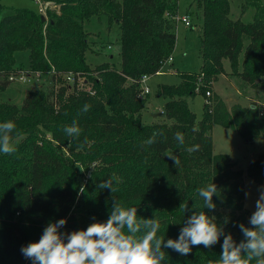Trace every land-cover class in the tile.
<instances>
[{"label": "trees", "instance_id": "16d2710c", "mask_svg": "<svg viewBox=\"0 0 264 264\" xmlns=\"http://www.w3.org/2000/svg\"><path fill=\"white\" fill-rule=\"evenodd\" d=\"M53 1L57 7L46 9L44 20L40 11L29 8L2 15L5 7L0 4V123L12 121L16 126V151L0 153V264H32L21 247L37 242L49 222L66 219L61 233L84 230L107 221L113 200L126 209L136 207L138 222L159 221L157 236L165 241L178 239L187 218L203 211L239 244L244 239L239 225L252 227V213L243 205V172L227 154L212 152L209 133L213 124H220L247 141L257 136L264 140L263 1L244 0L242 10L251 6L254 12L252 21L243 22L229 17V0H194L201 17L202 64L198 71L178 73L176 84L157 86L155 93L164 99L162 112L169 122L151 124L141 121L146 95L137 96L136 80L155 74L172 55L176 35L171 16L177 2ZM93 21L105 30L118 26V67L88 63L86 54L95 41L87 25ZM97 29L99 36L101 26ZM18 50L28 52L26 69L16 65ZM223 59L229 62L228 74L262 89L260 99L249 106L227 107L217 93L210 95L211 83L226 73ZM21 71L46 73L52 83L29 89L17 106L2 100L1 93L11 82L9 76ZM69 72L87 78L93 94L70 89L63 79ZM206 91L208 101L196 120L188 99ZM86 104L90 108L83 112ZM73 121L81 129L76 138L63 131ZM178 132L183 145L175 138ZM153 133L159 135L148 145ZM193 145L199 150L188 152ZM166 153L176 155L179 165L174 166ZM79 166L87 174L82 175ZM247 172L254 181H262L264 151L249 163ZM107 179L115 191L98 187ZM211 183L217 187L214 210L205 208L198 195V189ZM222 243L223 236L210 248L193 246L188 255L163 248L162 264H218Z\"/></svg>", "mask_w": 264, "mask_h": 264}, {"label": "clouds", "instance_id": "9594fccd", "mask_svg": "<svg viewBox=\"0 0 264 264\" xmlns=\"http://www.w3.org/2000/svg\"><path fill=\"white\" fill-rule=\"evenodd\" d=\"M89 108L86 104L82 111L87 112ZM15 129L12 121L0 123V153L10 155L16 151V146L12 143V133ZM63 131L74 138L79 137L81 133L76 121H73L71 126L64 127ZM156 135L159 133H153L146 143L154 144ZM175 138L183 145L184 137L181 133H176ZM198 150L199 145L187 149L190 153ZM165 156L174 162V166L179 165L180 161L173 153H166ZM78 168L84 171L83 168ZM98 187L115 191L111 179L101 182ZM215 194L217 187L213 183L198 189V195L203 198L205 208L209 210L216 207L212 201ZM180 206L183 212L187 210L186 204ZM249 223L251 228L239 225L244 239L237 244L232 236L226 235L224 229L205 212H193L180 229L178 239L165 241L157 236L159 221L154 218L138 222L136 207L126 209L113 200L106 222H94L84 230L65 233H61L59 229L66 224V219L49 222L40 239L22 246L21 253L30 259L32 264H162L165 260L163 248L172 249L180 255H188L193 246L203 245L210 248L223 236L218 264H249L253 260L256 264H264V189L260 190ZM141 232L143 235L138 236Z\"/></svg>", "mask_w": 264, "mask_h": 264}, {"label": "rangeland", "instance_id": "374dc122", "mask_svg": "<svg viewBox=\"0 0 264 264\" xmlns=\"http://www.w3.org/2000/svg\"><path fill=\"white\" fill-rule=\"evenodd\" d=\"M178 8L176 15H187L190 27L184 26L182 22H176L172 18L173 30L176 35L175 46L172 53V68L168 69V64L162 68V73L153 74L149 77L147 84L150 86V93L146 95L145 106L141 110V121L144 124L169 122L164 113L162 106L164 99L158 97L155 93L157 86L160 84H176L179 80L178 73L198 71L202 58L200 55V33H201V17L197 12L196 2L194 0H175ZM264 3V0H262ZM244 0H229V17L231 19H240L243 22L252 21L253 8L251 6L242 10ZM0 4L5 7L2 15L9 14L15 8H29L39 11L40 4L44 9L41 12L46 17V9H53L56 6L53 0H0ZM92 26L89 24L87 28L93 32L89 36L92 42L87 51V61L91 66L106 62L109 65L118 67L120 63V45L118 40L119 28L113 25L111 30H105L103 24ZM101 26L100 37L97 35V28ZM101 38V39H100ZM107 39V40H106ZM111 41V42H110ZM109 45L110 48H109ZM16 65L21 69H26L28 64V52L26 50H18L14 53ZM223 66L226 71L230 72L229 62L223 59ZM177 69V70H176ZM167 71V72H164ZM176 70V71H175ZM131 81V80H130ZM52 82L45 73H42L40 80L33 79L30 82L22 80L11 81L6 89L1 93V99L13 102L20 106L26 92L35 87L45 88ZM91 85V83H90ZM210 95L217 93L225 101L227 107L233 103H239L242 106H249L254 100L260 99L262 89L252 83H245L237 75L228 74L227 78L219 76L210 85ZM208 95L197 92L192 98L188 99V105L194 112L196 120L202 115L203 103H207ZM212 139V152L227 154L235 166L242 170L243 181V205L253 213L255 211V202L259 198L260 190L264 189V178L261 182L254 181L247 172L249 163L258 158L264 151V140L261 136H257L252 141L244 139L236 130L223 127L220 124H213L210 130ZM81 167V166H79ZM83 168V167H81ZM79 172L82 175L87 174L86 168ZM247 193V195H246ZM61 232L62 230L59 229Z\"/></svg>", "mask_w": 264, "mask_h": 264}, {"label": "built area", "instance_id": "2783aa9c", "mask_svg": "<svg viewBox=\"0 0 264 264\" xmlns=\"http://www.w3.org/2000/svg\"><path fill=\"white\" fill-rule=\"evenodd\" d=\"M39 11L44 12V9L42 8L41 4L39 7ZM168 15V13H166ZM171 18L176 19L181 21L184 25L188 26L189 25V18L187 15H173ZM172 60V56H169L167 59H165L161 63V67L158 71L155 72V74L162 73V68L167 65L170 61ZM53 71V69H52ZM43 72L36 71V72H30V71H21L19 74L16 75H11L9 76V79L11 81L13 80H22V81H27L30 82L33 79L40 80V76ZM46 74V73H45ZM151 74H142L137 80V86L139 88L137 96L139 98L147 95L150 93V86L147 84V81ZM64 81L69 85L70 89H73L75 87V90L78 91L80 89L86 90L89 93L93 94L94 90L92 88V85H90V82L85 78L84 76H80L79 74H74V73H66L63 75ZM206 95H209V92L206 91Z\"/></svg>", "mask_w": 264, "mask_h": 264}, {"label": "crops", "instance_id": "0c3cea01", "mask_svg": "<svg viewBox=\"0 0 264 264\" xmlns=\"http://www.w3.org/2000/svg\"><path fill=\"white\" fill-rule=\"evenodd\" d=\"M37 11H38V10H37ZM178 16H179V15H178ZM174 21H175V23H176V22H178L179 20H176V19H175ZM179 22H181V21H179ZM182 24H183V23H182ZM183 25H184V24H183ZM184 26H186V25H184ZM187 27H190V26H187ZM110 42H111V41H110ZM110 46H111V45H109V48H110ZM172 65H173L172 62H171L170 64L168 63V65H167V66H168L167 70H168V69H169V70H170V69H173V68H172ZM169 70H168V71H169ZM176 70H177V69H176ZM176 70H175V71H176ZM224 70H225L226 73H225V74H222V75H220V76H223V77L227 78L228 72L226 71L225 67H224ZM164 72H167V71L164 70ZM219 96H220V95H219ZM220 97H221V96H220ZM221 98H222V97H221ZM224 102H225V101H224Z\"/></svg>", "mask_w": 264, "mask_h": 264}, {"label": "water", "instance_id": "95a60500", "mask_svg": "<svg viewBox=\"0 0 264 264\" xmlns=\"http://www.w3.org/2000/svg\"><path fill=\"white\" fill-rule=\"evenodd\" d=\"M41 19H42V20H44V19H45V16H44L43 14L41 15Z\"/></svg>", "mask_w": 264, "mask_h": 264}]
</instances>
